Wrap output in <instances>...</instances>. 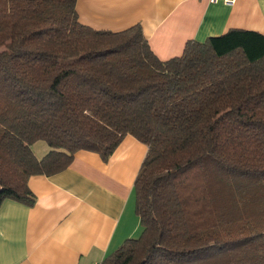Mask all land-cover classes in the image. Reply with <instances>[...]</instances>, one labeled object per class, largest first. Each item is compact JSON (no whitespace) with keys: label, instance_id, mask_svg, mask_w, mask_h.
Instances as JSON below:
<instances>
[{"label":"trees","instance_id":"obj_1","mask_svg":"<svg viewBox=\"0 0 264 264\" xmlns=\"http://www.w3.org/2000/svg\"><path fill=\"white\" fill-rule=\"evenodd\" d=\"M77 0H0V207L78 151L147 146L141 233L101 264H264V36L229 29L165 61L136 24L94 30ZM49 151L35 157L31 146Z\"/></svg>","mask_w":264,"mask_h":264},{"label":"crops","instance_id":"obj_2","mask_svg":"<svg viewBox=\"0 0 264 264\" xmlns=\"http://www.w3.org/2000/svg\"><path fill=\"white\" fill-rule=\"evenodd\" d=\"M75 10L94 30L138 24L162 61L180 56L187 41L229 29L264 36V0H77ZM146 153V145L127 135L106 162L81 150L63 172L31 176L35 204L6 200L0 207V264H95L135 238L141 226L134 181Z\"/></svg>","mask_w":264,"mask_h":264},{"label":"rangeland","instance_id":"obj_3","mask_svg":"<svg viewBox=\"0 0 264 264\" xmlns=\"http://www.w3.org/2000/svg\"><path fill=\"white\" fill-rule=\"evenodd\" d=\"M42 148H43V150H41ZM31 149H32L35 157L36 156L37 157H42L41 153L44 152L45 149H48V146H47V144L44 141H38V142H36L35 144L32 145ZM140 233L141 232H139L138 235L135 238H138Z\"/></svg>","mask_w":264,"mask_h":264},{"label":"built area","instance_id":"obj_4","mask_svg":"<svg viewBox=\"0 0 264 264\" xmlns=\"http://www.w3.org/2000/svg\"><path fill=\"white\" fill-rule=\"evenodd\" d=\"M210 3H215V2H217L218 0H208ZM223 3H225V4H228V5H230V4H233V3H235V1L236 0H221ZM95 264H101V262H97V263H95Z\"/></svg>","mask_w":264,"mask_h":264}]
</instances>
